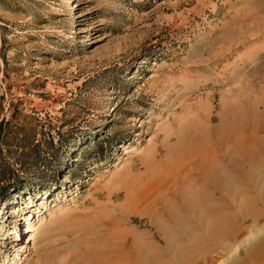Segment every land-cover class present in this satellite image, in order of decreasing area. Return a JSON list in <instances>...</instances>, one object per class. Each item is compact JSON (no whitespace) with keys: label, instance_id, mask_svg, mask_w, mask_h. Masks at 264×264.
Returning a JSON list of instances; mask_svg holds the SVG:
<instances>
[{"label":"rangeland","instance_id":"374dc122","mask_svg":"<svg viewBox=\"0 0 264 264\" xmlns=\"http://www.w3.org/2000/svg\"><path fill=\"white\" fill-rule=\"evenodd\" d=\"M253 70L261 112L264 0H0V125L17 135L0 142V264H89L114 227L160 242L145 214L115 208L124 191L110 182L150 145L163 155L189 104L218 123ZM246 194L236 203L256 217L223 210L235 237L196 264H234L264 239V205Z\"/></svg>","mask_w":264,"mask_h":264},{"label":"bare ground","instance_id":"6f19581e","mask_svg":"<svg viewBox=\"0 0 264 264\" xmlns=\"http://www.w3.org/2000/svg\"><path fill=\"white\" fill-rule=\"evenodd\" d=\"M253 71L237 80L240 87L233 93L243 95V99L240 104L234 100V105L230 102L232 107L229 105L231 109H225L226 115L221 117L222 120L213 124L211 116L199 110L200 102L189 104L182 119H173L168 124L169 132L162 139L166 143L163 155L150 145L148 150L137 156L140 169L134 170L135 163L131 162L110 182L124 191L122 203L115 204V208L118 211L129 208L137 214H145L160 242L132 228L102 230L96 239L102 242L101 247L93 246L97 249L90 252L89 264H196L198 254L208 263L211 261L210 253L220 241L235 237L233 225L236 222L231 224L230 217L224 216L223 210L236 208L241 218L256 217L257 212L244 210L250 204L236 203L239 196L249 193L256 203L260 201L264 205V194H258L257 181L250 170L264 162V154L259 152L254 155V161L251 160L249 149L264 146V141L258 136L259 131L264 133V106L260 112L258 102L261 100L252 96L256 83L249 78L256 74ZM257 108L261 118L257 117L259 114L257 118L253 116ZM231 142L244 150L227 149L226 145ZM218 146L222 147L219 152L216 151ZM208 147L215 149V155L213 150H206ZM238 150L243 153L237 155ZM197 154L202 155L199 165L195 166ZM240 159L239 165L237 161ZM105 205L110 206L108 203ZM230 224L231 228L224 226ZM199 234L201 236L197 237ZM258 252H264V245Z\"/></svg>","mask_w":264,"mask_h":264},{"label":"crops","instance_id":"0c3cea01","mask_svg":"<svg viewBox=\"0 0 264 264\" xmlns=\"http://www.w3.org/2000/svg\"><path fill=\"white\" fill-rule=\"evenodd\" d=\"M261 245H264V239L260 243H258L254 248L247 249V251L238 260H242L243 264H252L253 261H259L261 258L264 257V252H262L261 254H259L258 252ZM238 260H236L234 264L237 263Z\"/></svg>","mask_w":264,"mask_h":264},{"label":"trees","instance_id":"16d2710c","mask_svg":"<svg viewBox=\"0 0 264 264\" xmlns=\"http://www.w3.org/2000/svg\"><path fill=\"white\" fill-rule=\"evenodd\" d=\"M17 135H14V136H12L11 134H10V132H8V131H4L3 129H2V126L0 125V142L2 141V140H7V139H9V138H15Z\"/></svg>","mask_w":264,"mask_h":264}]
</instances>
